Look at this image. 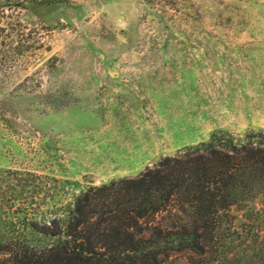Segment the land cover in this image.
<instances>
[{"label":"rangeland","instance_id":"374dc122","mask_svg":"<svg viewBox=\"0 0 264 264\" xmlns=\"http://www.w3.org/2000/svg\"><path fill=\"white\" fill-rule=\"evenodd\" d=\"M15 18L39 39L0 58V181L25 186L19 220L40 228L79 190L214 132L264 130V0H67Z\"/></svg>","mask_w":264,"mask_h":264},{"label":"trees","instance_id":"16d2710c","mask_svg":"<svg viewBox=\"0 0 264 264\" xmlns=\"http://www.w3.org/2000/svg\"><path fill=\"white\" fill-rule=\"evenodd\" d=\"M66 1L0 0V58L39 47L17 12ZM20 181H0V264H264V130L214 132L133 178L87 186L40 228L13 216Z\"/></svg>","mask_w":264,"mask_h":264}]
</instances>
